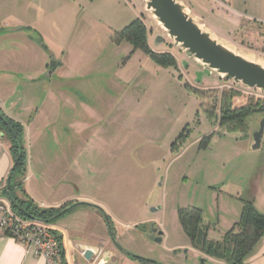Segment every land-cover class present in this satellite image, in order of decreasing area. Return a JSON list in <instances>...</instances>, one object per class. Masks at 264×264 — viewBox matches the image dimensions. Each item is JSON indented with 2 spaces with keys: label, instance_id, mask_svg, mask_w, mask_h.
<instances>
[{
  "label": "rangeland",
  "instance_id": "374dc122",
  "mask_svg": "<svg viewBox=\"0 0 264 264\" xmlns=\"http://www.w3.org/2000/svg\"><path fill=\"white\" fill-rule=\"evenodd\" d=\"M179 1L214 38L264 63V25L241 22L244 17L228 1ZM136 18L147 28L149 47L173 54L175 65H159L121 36ZM16 22L43 35L55 56L45 52L47 62L61 58L59 75L68 80L64 88L85 94L70 122L62 109L59 122L43 110L39 132L35 124H25L27 143L54 145L46 160L32 156L48 184L61 174L59 187L71 184L74 194L101 206L114 223L116 240L131 255L157 264H220L191 243L179 210L201 209L209 221L207 237L214 241L235 226L243 206L241 185L251 160L261 153L250 148L251 129L264 114L249 116L245 131H228L207 118L201 103L211 108L216 97L225 107L247 104L249 98L264 103V92L202 69L167 39L156 43L161 32L147 18L143 0H0V29ZM20 34L0 35V81L11 78L13 87L26 93L38 84L29 80L33 68L21 61L25 42ZM67 125L71 133L61 134ZM37 192L45 195V190ZM39 198L37 206L49 207L46 198ZM58 218L74 235L92 223L81 213ZM147 221L163 232L159 241L152 229L140 228ZM98 251L89 264L105 263L102 248ZM125 257L123 264H150Z\"/></svg>",
  "mask_w": 264,
  "mask_h": 264
},
{
  "label": "crops",
  "instance_id": "0c3cea01",
  "mask_svg": "<svg viewBox=\"0 0 264 264\" xmlns=\"http://www.w3.org/2000/svg\"><path fill=\"white\" fill-rule=\"evenodd\" d=\"M11 1L7 0V3L10 4ZM224 1H228L234 9L233 11L244 17L240 19L241 22L264 25V0ZM3 33L8 35L21 33V43L25 42L22 44L24 48L22 55H25V57H23L24 60L20 59L23 63L29 64L28 66L33 68L32 79L30 78L29 80L33 82L32 84H38L28 92L23 93L21 88L17 87L18 85L13 87L14 82L11 78L0 81V89L2 90V92L0 90V109L14 121L20 122L23 127L22 144L25 152L24 176L22 177V191L20 189L16 191L20 194L23 192L34 203L35 200L40 199V196H43L46 198V204L49 207H58L69 201H89V197L74 194L71 184L59 187L61 174L57 175L54 183L48 184L45 173L37 168L36 165L38 163L33 158L41 161L46 160L51 153L50 148H53L54 145H47L48 143L44 140L40 143H35V146H33L31 141L26 142L24 132L25 124H27V127L30 124H35L33 125L34 130L37 132L41 131L43 123L41 124L40 121L45 120V117L41 114L43 110L48 114L52 113L59 122L60 111L63 109L66 119L70 122L71 114H74L78 102L85 100L83 98L85 96L82 97L85 94L76 87L64 88L63 82L68 80H65L63 75H59L62 60L58 58L57 60L54 59L53 63L52 61L47 62L45 52H51V50H48V47L46 48L43 35L36 28L31 29L29 26L21 25L18 22L7 23L6 27L0 29V35ZM31 50L34 52L35 57L31 55ZM51 56L55 57L53 52ZM47 69H50L48 74H46ZM43 106L45 109L40 110ZM24 111L26 113L25 118L21 116ZM39 117L44 119H39ZM254 130L255 128H252L251 132ZM2 133L0 130V196H4L3 190L6 178L14 162L10 148L11 143L6 134ZM62 133L70 134L71 126H65ZM38 141H41V138ZM67 144L71 143H66V147ZM258 150L261 153L251 160V172H248L249 175H247L243 185H241L243 189L238 194V197L241 202L242 200L251 201L256 210L264 214V131ZM28 151L29 158L27 157ZM33 155L35 156L32 158ZM71 165L72 161L65 166V169H69ZM256 169H259V172H255ZM13 176L17 177L15 174ZM32 180H35L36 183H32ZM39 190H45L43 192L45 195L37 194ZM44 203L40 202V204ZM76 213H81L92 219V223H85L86 225L82 226L80 234H71L67 226L58 224L59 218L50 224V227L58 231L62 236L66 263L89 264L87 249L94 251L101 247L106 255L111 256V261L108 264H123L128 257L117 251L110 243L107 225L101 211L94 206L80 204L65 214L72 216ZM3 231L0 228V264H45V259L37 255L31 246L21 243L17 238ZM93 257L94 255L92 254L90 259L93 260ZM245 264H264V235L260 237L253 249L246 256Z\"/></svg>",
  "mask_w": 264,
  "mask_h": 264
},
{
  "label": "trees",
  "instance_id": "16d2710c",
  "mask_svg": "<svg viewBox=\"0 0 264 264\" xmlns=\"http://www.w3.org/2000/svg\"><path fill=\"white\" fill-rule=\"evenodd\" d=\"M121 36L129 40L134 48H139L146 52L159 65L164 67L175 65V57L173 54L167 51L156 52L149 47L147 28L142 19L136 18L121 32ZM202 97L203 93L200 94L201 101ZM221 101L222 99L216 97L211 104V108L205 107L203 101L201 106L204 108L206 116L211 122H218L219 126L225 127L228 131H245L247 129L246 120L249 116L257 113L264 114V103H262L260 98L256 100L249 98L247 104L237 107H231L230 104H227L225 107V104L223 106ZM22 128L20 122L14 121L0 109V130L6 134L11 143L10 148L14 160L19 152V148H21V157L8 174V188L6 186V178L3 194L6 198H8V195L11 197L12 202H10V206L22 219L36 218L51 224L58 217L72 209L65 210L53 218L72 202L63 203L58 207H39L23 192L20 194L16 191L18 189L22 191V177L24 176L25 152L22 144ZM14 174L17 177H14ZM242 204L239 221L223 235L221 240L214 241L208 239L207 231L209 221L207 222L208 219L201 209L195 207L181 209L179 210L178 216L183 230L189 236L191 243L195 247H198L207 255L218 259L220 264L222 262L226 264H245L246 256L253 249L260 237L264 235V214L258 212L249 200H242ZM109 222L111 221L109 220ZM3 232L9 234L8 230H4ZM51 233L58 243V264H67L64 258L61 234L54 229L51 230ZM138 258L142 261L156 263L145 258Z\"/></svg>",
  "mask_w": 264,
  "mask_h": 264
},
{
  "label": "water",
  "instance_id": "95a60500",
  "mask_svg": "<svg viewBox=\"0 0 264 264\" xmlns=\"http://www.w3.org/2000/svg\"><path fill=\"white\" fill-rule=\"evenodd\" d=\"M143 9L147 18L160 30L155 42H162L164 39L169 40L172 47H176L183 52L185 56L191 57L192 60L202 69L214 70L216 73L227 80H232L244 87L253 88L264 92V63L249 59L246 56L235 52L222 41L214 38L211 33L203 27L195 15L187 11L184 3L179 0H143ZM47 48V46H46ZM51 55L52 53L49 52ZM200 71V76H201ZM257 125V124H256ZM264 131V118H261L257 128L252 132L250 148L255 150L261 145ZM3 134V133H2ZM21 157V148L13 162L11 170L15 167ZM7 177V188H8ZM9 203L12 202L8 195ZM90 205L99 209L107 222V213L103 208L95 203L88 201H75L67 205L53 218L69 210L76 205ZM18 207V206H17ZM158 207H152L151 210H156ZM157 233L156 240L159 241L161 230L153 229ZM110 239L117 251L126 255H131L130 252L123 249L119 242L110 235ZM98 249H87L89 257L98 253ZM101 257L105 260L104 264L111 261V256L106 255L105 251L101 252ZM101 258V259H102Z\"/></svg>",
  "mask_w": 264,
  "mask_h": 264
},
{
  "label": "built area",
  "instance_id": "2783aa9c",
  "mask_svg": "<svg viewBox=\"0 0 264 264\" xmlns=\"http://www.w3.org/2000/svg\"><path fill=\"white\" fill-rule=\"evenodd\" d=\"M0 228L31 246L45 259V264H58L59 248L50 224L36 218L22 219L12 210L6 196H0Z\"/></svg>",
  "mask_w": 264,
  "mask_h": 264
},
{
  "label": "flooded vegetation",
  "instance_id": "af4514ba",
  "mask_svg": "<svg viewBox=\"0 0 264 264\" xmlns=\"http://www.w3.org/2000/svg\"><path fill=\"white\" fill-rule=\"evenodd\" d=\"M109 218L107 217V222L108 223H106V225H107V229H108V237H109V241H110V243L113 245V242H112V240L110 239V235L112 236V237H114L115 239H116V236H115V226H114V223L111 221V222H109ZM106 222V221H105ZM111 223V224H110ZM142 227H143V229H145V230H148V229H152V231H153V229L154 228H156V230L158 231V230H160L159 229V227H157V226H155V224L154 223H152V222H144V223H142V226L140 227L141 229H142ZM156 235H157V233L156 232H154ZM211 239V238H210ZM114 246V245H113ZM115 247V246H114ZM122 253V252H121ZM123 255H125L126 256V254H124V253H122ZM128 256H132L133 258H135L134 260H139V261H142L141 259H139L138 257H136L135 255H128ZM149 260V259H148ZM150 261H153V260H150ZM205 261V260H204ZM147 262H149V261H147ZM150 264H152V262H149ZM153 264H157V262L156 263H153Z\"/></svg>",
  "mask_w": 264,
  "mask_h": 264
},
{
  "label": "bare ground",
  "instance_id": "6f19581e",
  "mask_svg": "<svg viewBox=\"0 0 264 264\" xmlns=\"http://www.w3.org/2000/svg\"><path fill=\"white\" fill-rule=\"evenodd\" d=\"M257 61L261 62V60H257Z\"/></svg>",
  "mask_w": 264,
  "mask_h": 264
}]
</instances>
